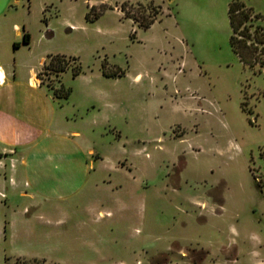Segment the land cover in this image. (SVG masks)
I'll list each match as a JSON object with an SVG mask.
<instances>
[{
	"label": "rangeland",
	"instance_id": "1",
	"mask_svg": "<svg viewBox=\"0 0 264 264\" xmlns=\"http://www.w3.org/2000/svg\"><path fill=\"white\" fill-rule=\"evenodd\" d=\"M119 1L29 0L31 45L19 56L37 66L53 57L37 70L38 85L69 90V109L100 107L122 135L96 144L101 167L123 155L132 176L118 192L102 183L42 208L46 219L15 241L0 209V264H264L263 17L244 5L249 16L235 32L244 64L224 16L205 25L209 0L124 10ZM102 63L123 74L104 76Z\"/></svg>",
	"mask_w": 264,
	"mask_h": 264
},
{
	"label": "crops",
	"instance_id": "2",
	"mask_svg": "<svg viewBox=\"0 0 264 264\" xmlns=\"http://www.w3.org/2000/svg\"><path fill=\"white\" fill-rule=\"evenodd\" d=\"M232 1L209 0L211 13L205 25L218 26V21L225 18L230 28L228 6ZM237 1L264 20V0ZM28 9L29 0H0V193L4 195L0 209L9 218L4 220L8 227L3 232L7 231L13 241L20 233L31 234L33 224L46 219L42 208H52L102 183L118 192L124 185L122 180L132 176L133 171L123 155L110 159L111 168L101 167L107 159L96 144L100 139L120 140L122 135L108 124L107 116L100 117V107L81 101L69 109V90L57 96L38 85L37 70L51 55H41L38 66L36 62L20 60V51L30 50L31 45ZM42 20L45 29L46 18ZM25 33L28 42L24 41ZM119 148L126 154L125 145ZM10 162L13 166L8 165ZM18 199L25 201L22 206ZM10 245L12 250L23 253L24 249L15 242Z\"/></svg>",
	"mask_w": 264,
	"mask_h": 264
},
{
	"label": "trees",
	"instance_id": "3",
	"mask_svg": "<svg viewBox=\"0 0 264 264\" xmlns=\"http://www.w3.org/2000/svg\"><path fill=\"white\" fill-rule=\"evenodd\" d=\"M125 2L121 3V10H124L125 7ZM250 9V8H249ZM251 10V9H250ZM249 16V10L245 8L244 3H242L241 1H237L234 0L232 2L229 3L228 6V18H229V24H230V28H231V34L229 36V44L231 49L233 50V52L238 56L239 60L244 63V64H250V61H248V58L246 56V53H244V51L242 52V50H240L237 45L236 42H242V41H236L235 38V32L238 29L239 25L243 22L244 19H246ZM87 17V15H86ZM154 23V18H150L145 20V22L140 23L142 25V27L144 28H148L151 24ZM29 36L27 33L24 34V41L28 42ZM259 41L261 43L264 44V33H263V37H261L259 39ZM242 48L245 49L249 54L253 53V49H249L248 46H246V43L241 44ZM53 57L50 56L49 57V61L47 62V64L49 65V63L52 62ZM102 67V73L106 76H120L122 75V71L119 72H107L105 71L104 68V63H102L101 65ZM61 71H63V67L60 68ZM80 73V71H75L73 72V76H77Z\"/></svg>",
	"mask_w": 264,
	"mask_h": 264
}]
</instances>
